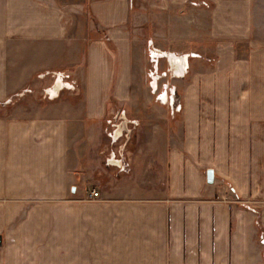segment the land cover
Segmentation results:
<instances>
[{"label": "crops", "instance_id": "crops-1", "mask_svg": "<svg viewBox=\"0 0 264 264\" xmlns=\"http://www.w3.org/2000/svg\"><path fill=\"white\" fill-rule=\"evenodd\" d=\"M194 1L212 6L201 12L219 62L212 73L185 80L177 111L176 95L161 104L129 94V0L88 6L102 34L54 0H0V94L36 85L43 72L79 79L77 92L51 98L8 128L27 141L14 143L20 170L11 183L26 182L14 196L56 200L58 262L264 264V53L257 55L252 39L256 0H138L152 7L155 46L162 47L157 16ZM166 34H174L171 21ZM240 43L249 45L247 55L237 54ZM134 102L152 110H129ZM116 117L112 145L106 128ZM113 152L119 161L109 166ZM86 183L97 201H86ZM247 201L257 215L242 206Z\"/></svg>", "mask_w": 264, "mask_h": 264}, {"label": "rangeland", "instance_id": "rangeland-1", "mask_svg": "<svg viewBox=\"0 0 264 264\" xmlns=\"http://www.w3.org/2000/svg\"><path fill=\"white\" fill-rule=\"evenodd\" d=\"M59 5L65 7L66 11L80 16L83 22H90V31L96 34H102L104 30L95 26L89 16L88 6L103 0H54ZM130 11V29H133L135 41L132 48L131 68L129 76L132 83L129 86V94L133 97L142 98L146 95L156 96L167 86V93L176 95L174 99L177 111L181 108V96L184 94L186 79L195 74H210L214 71L219 62L218 55L213 53L215 43L210 39L209 34H205L208 25V14L201 12H209L212 6L207 1L190 2L185 7L174 10L170 14L157 16V31L159 35L158 42L163 47L155 46L153 39V22L152 7L138 6V0H129ZM138 19L143 20L142 23L137 22ZM174 29V34H166L169 29V23ZM254 26L256 33L252 34L255 40L256 52L264 53V0H256V13L254 17ZM139 31V32H138ZM176 31V32H175ZM145 33V34H143ZM144 38V40H143ZM154 40V41H153ZM237 54L244 56L248 54L249 45L240 43L237 46ZM156 49L163 53H173L177 56L187 55V71L172 77L167 73L168 65L165 59H158L155 71L152 68V62L149 58V49ZM255 52V53H256ZM170 61V60H169ZM171 65V63H170ZM172 67V66H171ZM173 71V70H172ZM47 72L41 74V79H36L37 84L28 86L18 90L12 95L8 92L4 93L1 88L0 94V235L2 236V247L0 249V264H62L57 261V203L56 200L50 199H20L15 197L16 194H22L18 188L26 182L11 183L16 175H19V168L16 170L14 166L16 144L26 143L24 135L15 137L8 131L9 122L16 118H26L39 112L40 106L49 101V89L53 86L57 88L54 80ZM202 72V73H200ZM64 76L75 81V87L72 91L61 90L59 95L74 93L78 91V77H74L70 71H61ZM38 77V76H37ZM151 77H157L154 89L150 86ZM75 79V80H74ZM79 94V93H78ZM77 95V94H76ZM163 95L162 100H164ZM57 99V98H55ZM147 103H129V110H152L147 108ZM120 117L112 120V123L119 126ZM110 129V128H106ZM130 143V142H129ZM12 144V145H11ZM114 150L117 148L113 147ZM11 153V157H10ZM6 159H3L4 155ZM9 154V157H8ZM34 167L26 166V171L33 170ZM26 175L24 169H21ZM101 172V173H100ZM99 172V177L104 175ZM30 173V172H29ZM28 176L32 179L34 176L30 173ZM26 179L25 177H21ZM105 180V179H104ZM30 184V183H29ZM77 183V187H81ZM87 192L93 190L94 185L84 184ZM76 187V188H77ZM107 187V186H106ZM110 188V184L108 187ZM32 190V188H30ZM27 194L29 190L25 191ZM31 194V193H30ZM33 194V193H32ZM87 196V195H86ZM78 198L69 197L66 202L76 201ZM71 247V246H70ZM72 264V263H65Z\"/></svg>", "mask_w": 264, "mask_h": 264}, {"label": "built area", "instance_id": "built-area-1", "mask_svg": "<svg viewBox=\"0 0 264 264\" xmlns=\"http://www.w3.org/2000/svg\"><path fill=\"white\" fill-rule=\"evenodd\" d=\"M148 55H149V58H150V60L152 62V68H153L154 71H155V68H156V66L158 64V59H165L166 60V64L168 65V69L166 71L172 77H175V76L179 75L180 73H183V72L185 73L187 71V65H186L187 58H188L187 55L177 56V55H175L173 53H163V52H160V51H158L156 49H153V48L149 49ZM168 55H173V57L176 56V58L179 57L178 59H184L183 62L185 63V65H184V67H183V69H182V71L180 73H174L172 71V67L170 65V61H169ZM48 75H49V72H47L46 76H48ZM50 77L54 80L55 85L57 84L58 87L55 88V86H53L51 89H49V93H48V97L49 98H54V99L57 98L59 96V92L61 90H67V91H71V90L73 91L74 90L75 81L71 80L69 78V76H64L61 72H51L50 73ZM156 78L155 77L154 78L151 77L150 86H151L152 89H154L156 87V85H155ZM165 93H166V96L167 95L172 96V93H169V94L167 93V86L166 85L163 87L162 91H160V93L156 96V100L158 102H160L161 104H164V100H162V97H163V95ZM166 96H164V99H165ZM172 101H173V99H170L171 103H173ZM173 107H175V105ZM108 128H110L108 130V132H107V135H108V137L110 139V143L112 145H115L116 142L119 139L118 126L116 124L112 123V122H108ZM120 149H121V147L119 145L118 146V152L119 153H120ZM112 161L114 163L110 162L108 164L109 166H112V164H115V163H117V161H119L118 159H115V152L112 153ZM125 169H126L125 166H121V167L119 166L118 167V171L119 172H124ZM98 199H99L98 193L95 190H92L88 194V196L86 198V201L95 202ZM242 206L244 208H246L248 211H250V212H252V213H254L256 215L258 214L257 210L251 205V202H248V201L247 202H242ZM256 224L258 225L257 222H256ZM259 238H260V241L263 243V246H264V233L263 232L259 235Z\"/></svg>", "mask_w": 264, "mask_h": 264}, {"label": "bare ground", "instance_id": "bare-ground-1", "mask_svg": "<svg viewBox=\"0 0 264 264\" xmlns=\"http://www.w3.org/2000/svg\"><path fill=\"white\" fill-rule=\"evenodd\" d=\"M168 57H169L173 72L180 73L184 67V62H183L184 59H178L179 57L176 58V56L173 57V55H168Z\"/></svg>", "mask_w": 264, "mask_h": 264}, {"label": "water", "instance_id": "water-1", "mask_svg": "<svg viewBox=\"0 0 264 264\" xmlns=\"http://www.w3.org/2000/svg\"><path fill=\"white\" fill-rule=\"evenodd\" d=\"M214 181V172L212 170L206 171V182L207 184H212ZM75 189H72V192H74Z\"/></svg>", "mask_w": 264, "mask_h": 264}]
</instances>
